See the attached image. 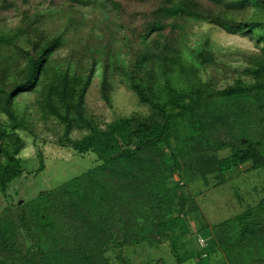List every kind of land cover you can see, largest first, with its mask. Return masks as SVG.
<instances>
[{
    "label": "trees",
    "instance_id": "16d2710c",
    "mask_svg": "<svg viewBox=\"0 0 264 264\" xmlns=\"http://www.w3.org/2000/svg\"><path fill=\"white\" fill-rule=\"evenodd\" d=\"M103 2L117 19L124 52H112L115 39L106 33L107 19L92 18L76 59L56 67L52 56L66 40L65 34L52 37L47 32L49 12L67 15L66 33L78 30L87 20L81 0H0V108L7 117L0 120L1 190L6 192L24 173L20 155L25 145L19 132L29 125L17 99L38 88L48 114L65 125L68 144L79 155L94 153L99 162L57 193L52 229L48 223L40 226L53 239L54 249L22 255L13 252V237L6 240L0 231V251L15 253L20 264H112L106 254L123 250L124 244L162 243L169 227L164 218L174 201L182 212L186 207L197 210L184 191L185 181L196 176L205 182L210 176L220 179L247 164L264 168V61L248 72L252 83L240 79L217 89L203 78L213 61L209 38L194 47L188 44L190 24L198 21L247 37L264 50V0ZM9 18L17 23L9 25ZM18 61L23 65L16 66ZM99 68L100 92L108 105L116 74L150 113L100 127L86 102ZM255 121L262 129L258 134L248 126ZM77 126L89 134L72 140ZM225 151L230 153L221 156ZM43 170L44 163L38 171ZM212 229L214 252H205L197 263L205 259L211 264V256L219 255L222 264H264V198ZM117 258L128 264L122 251Z\"/></svg>",
    "mask_w": 264,
    "mask_h": 264
},
{
    "label": "rangeland",
    "instance_id": "374dc122",
    "mask_svg": "<svg viewBox=\"0 0 264 264\" xmlns=\"http://www.w3.org/2000/svg\"><path fill=\"white\" fill-rule=\"evenodd\" d=\"M105 5L107 6L103 0H81L80 10L87 19L85 26L67 33V15L60 11L49 12L47 32L52 37L65 34L66 40L64 47L52 56L56 67L66 66L69 61L76 59L75 52L83 47L89 37L88 22L92 18L107 19L106 33L115 39L112 40V52L116 54L124 52L121 48L124 37L117 25V19ZM17 20L9 18L8 23L15 25ZM190 31L191 39L188 44L190 43L192 47L205 38H209L211 43L210 54L213 61L203 72L205 80H211L217 89L231 86L240 79L248 84L253 82L248 72L258 66L260 61H264V50L261 46L247 37L229 34L222 28L206 22L192 21ZM88 62H91L89 55L85 62L87 66ZM20 64L23 65V62L18 61L16 66L20 67ZM101 71V68L97 70L86 98L87 111L100 127L105 129L110 123L121 118L145 116L150 113L148 106L143 105L137 94L116 74L112 77V106L108 105L100 92ZM17 102L29 125V129L19 132L25 145L20 155L23 159L24 173L9 184L6 192L0 188V231H3V238L6 240L13 237L12 242L17 244L16 249L12 248L13 252L25 255L29 251L55 248L53 239L43 231L41 224L48 223L52 229L56 219L57 202L54 199L60 188L96 167L99 162L94 153L79 155L68 144L65 125L48 114L40 88L21 94ZM0 120H7L1 108ZM248 126L255 134L262 130L257 121ZM88 134V129L77 126L70 138L81 140ZM229 153L230 151H225L221 156H227ZM43 163L44 170L39 172ZM178 178L180 177L177 176L176 179ZM220 180L223 183L219 184ZM189 181H185L188 185L184 191L189 194L191 201H195L194 207L197 210L190 211L186 207L182 212L181 207L174 201V204L168 206L167 217L164 218L169 222V227L167 235L162 237V243L156 242L154 246H151L150 241L137 246L124 244L123 250L115 249L106 254L112 264H124L117 258L120 251L128 264H199L195 259L199 258L202 261L200 257L205 252L209 254L214 252L216 240L213 226L232 219L249 207L257 205L264 198V168L252 169L251 164L226 172L220 179L210 176L205 182L200 176H196L192 182ZM45 215L47 219L43 220L41 217ZM73 234L71 231L70 235ZM200 237L206 239L208 248H203ZM122 239L121 237L120 240ZM150 239L153 240V237ZM15 256V253L5 256L0 251V260L6 264H20ZM211 257V264H222L219 255ZM179 258L183 260L182 263L178 262ZM207 262L204 259L203 264Z\"/></svg>",
    "mask_w": 264,
    "mask_h": 264
},
{
    "label": "built area",
    "instance_id": "2783aa9c",
    "mask_svg": "<svg viewBox=\"0 0 264 264\" xmlns=\"http://www.w3.org/2000/svg\"><path fill=\"white\" fill-rule=\"evenodd\" d=\"M200 243H201V245L203 246V247H205L206 245H207V242H206V239L205 238H201L200 237Z\"/></svg>",
    "mask_w": 264,
    "mask_h": 264
},
{
    "label": "water",
    "instance_id": "95a60500",
    "mask_svg": "<svg viewBox=\"0 0 264 264\" xmlns=\"http://www.w3.org/2000/svg\"><path fill=\"white\" fill-rule=\"evenodd\" d=\"M245 142H246V140H245Z\"/></svg>",
    "mask_w": 264,
    "mask_h": 264
}]
</instances>
